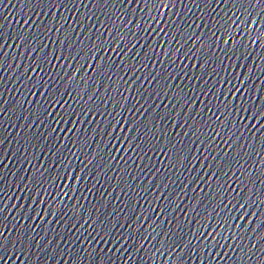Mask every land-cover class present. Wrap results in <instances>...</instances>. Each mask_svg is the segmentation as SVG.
Listing matches in <instances>:
<instances>
[{
	"label": "snow or ice",
	"instance_id": "1",
	"mask_svg": "<svg viewBox=\"0 0 264 264\" xmlns=\"http://www.w3.org/2000/svg\"><path fill=\"white\" fill-rule=\"evenodd\" d=\"M27 2H32V0H27ZM37 3L39 4H45L47 2H50L53 6H55L59 0H36ZM93 2H95V0H93ZM101 2L107 3L110 2V0H101ZM123 3H131V4H136L139 3L140 0H122ZM261 2V0H257V3ZM61 7H63V4L60 5ZM85 7H87V5H85ZM145 7H147V5H145ZM35 14V13H34ZM41 15H44L45 13H40ZM30 21H24V25H28L30 24ZM127 23L129 24H134L136 23L135 21H127ZM49 29H45V31H48ZM56 31H61L62 29H55ZM42 34V33H41ZM129 34H131V32H129ZM38 38V37H37ZM17 39H19V37H17ZM3 41V36L0 35V58L4 57L7 55L6 52L3 51L4 48H12V44H5L2 42ZM113 42H115V40L113 39ZM25 43H27V41H25ZM17 48L23 47V45L21 44H16ZM168 55H170V53H166ZM61 59L63 57H60ZM29 71H36V69L34 68H30L28 69ZM227 82V81H225ZM242 83V81H241ZM234 94H238L237 98H240L243 100L242 104H238V105H234V109L238 111L239 113V125L240 128H244L246 131H248L251 134H261L264 135V103L260 104V105H256L253 104L251 107H244V104L247 103V100L244 99V88H237L235 85H233L232 87V91L229 93V95H234ZM193 102L191 97H187V104H191ZM215 116V114H213ZM215 119L217 122H221V117L220 116H215ZM247 122V123H245ZM231 123H236V121H231ZM187 127V125H185ZM240 128H236V131H239ZM194 133H192L191 131H189L188 133H186V135H193ZM213 136L216 138H220L221 134L217 133V132H213ZM241 138H243V136H241ZM222 143L229 145L231 144V141H224L221 140ZM240 198H243V194H240ZM240 209H245L247 207L246 204H238L237 205ZM14 207H18L14 206ZM227 207V206H225ZM3 209H0V212H2ZM250 215H259V213H249ZM237 219H247V216H241V217H237ZM243 227L242 225H237V228ZM249 231H252L253 233L260 231V232H264V223L259 224L258 228H251L249 229ZM215 234L214 233H207L205 236L201 237L202 239L207 238V237H213L214 238ZM233 236L237 239H239V236H236L235 234H233ZM232 238V237H230ZM6 243H12L11 238L9 237H5L4 234L2 232H0V251H2L6 245ZM15 243H20L21 244V248L20 249H15L16 251H22L23 250V244L21 240H16ZM180 241H176V243L173 245V247H177V245H179ZM217 246H219V243L217 241ZM15 248V245H14ZM257 250H261L264 251V242H261V244L257 245V244H251V247H248L247 245H241L239 247L233 248V251L236 252H247L250 253L251 255H255ZM219 258V257H217ZM2 259V258H0ZM3 264H8L7 261H3ZM12 264H16L15 261L12 262ZM20 264H24V261L21 260Z\"/></svg>",
	"mask_w": 264,
	"mask_h": 264
}]
</instances>
